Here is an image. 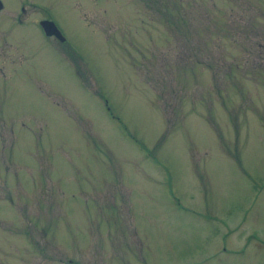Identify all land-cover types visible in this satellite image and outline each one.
I'll use <instances>...</instances> for the list:
<instances>
[{
	"label": "rangeland",
	"instance_id": "1",
	"mask_svg": "<svg viewBox=\"0 0 264 264\" xmlns=\"http://www.w3.org/2000/svg\"><path fill=\"white\" fill-rule=\"evenodd\" d=\"M1 2L0 264H264V0Z\"/></svg>",
	"mask_w": 264,
	"mask_h": 264
},
{
	"label": "flooded vegetation",
	"instance_id": "2",
	"mask_svg": "<svg viewBox=\"0 0 264 264\" xmlns=\"http://www.w3.org/2000/svg\"><path fill=\"white\" fill-rule=\"evenodd\" d=\"M21 10H22V12H18L16 15V17H19V19H25L26 18V16H25V10H26V8L24 7V6H22L21 7ZM48 17L47 16H44V15H42V16H40V17H38L37 19H36V23L35 24H38L39 25V27H40V29H41V31H42V33L43 34H45L44 33V30H43V28L40 26V24H39V21H43V20H46ZM59 26V25H58ZM46 28L48 29V33L47 34H45L47 37H53L54 39H61L59 36H58V34L54 31V30H52L51 29V26L50 25H46ZM60 28V27H59ZM63 32V31H62ZM63 41H65V39L63 40Z\"/></svg>",
	"mask_w": 264,
	"mask_h": 264
},
{
	"label": "water",
	"instance_id": "3",
	"mask_svg": "<svg viewBox=\"0 0 264 264\" xmlns=\"http://www.w3.org/2000/svg\"><path fill=\"white\" fill-rule=\"evenodd\" d=\"M2 5V3H1V1H0V6ZM43 25H45V27H46V25L48 24V25H50L51 26V29L52 30H54V31H56V32H59L56 28V25L54 24V22L52 21V20H43L42 22H41ZM47 31H48V29H47ZM60 36V35H59ZM62 39L64 38L62 35L60 36Z\"/></svg>",
	"mask_w": 264,
	"mask_h": 264
}]
</instances>
